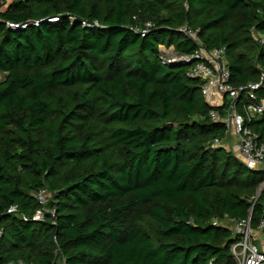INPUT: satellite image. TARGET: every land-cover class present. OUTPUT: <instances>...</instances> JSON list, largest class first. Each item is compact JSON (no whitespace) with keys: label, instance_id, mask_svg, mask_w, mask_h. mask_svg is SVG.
Here are the masks:
<instances>
[{"label":"trees","instance_id":"obj_1","mask_svg":"<svg viewBox=\"0 0 264 264\" xmlns=\"http://www.w3.org/2000/svg\"><path fill=\"white\" fill-rule=\"evenodd\" d=\"M46 16L60 21L5 25ZM183 26L206 49L226 46L231 84L261 81L264 95V43L252 36L264 38V0H18L0 11V264H236L231 229L212 219L252 208L256 226L264 170L211 145L226 128L202 80L160 49L193 52ZM248 126L264 142V118ZM40 188L53 213L35 220Z\"/></svg>","mask_w":264,"mask_h":264},{"label":"built area","instance_id":"obj_2","mask_svg":"<svg viewBox=\"0 0 264 264\" xmlns=\"http://www.w3.org/2000/svg\"><path fill=\"white\" fill-rule=\"evenodd\" d=\"M13 1L18 0H0V11L5 10ZM68 19L72 22L74 17L68 16ZM43 21L58 22L60 19L57 16H46L22 22L6 20L5 25L10 29H25L28 26H38ZM80 23L84 27L99 26L96 19L81 20ZM152 25V22L147 21L139 31L141 34H145ZM179 30L198 44L193 52L167 57L166 49L174 52L173 47L166 48L161 45L160 49L166 55L163 58L166 62L189 64L187 75L202 80L201 95L209 105L215 107L209 112L210 118L215 122H223L226 128L224 136L222 138L215 137L211 141V145L224 147L250 170H264V142H258L257 133L248 126L251 120L264 118V95H258V90L262 87L261 81L246 82L237 86L231 84L226 46L206 49L197 43L196 32L186 26ZM252 36L264 43L261 34L252 31ZM262 192V216L256 226L251 225L252 208L244 218H234L224 214L222 221L216 218L212 219L213 224L223 223L231 229L233 241L230 245V252L236 264H264V182L252 196L253 203ZM34 196L42 207L35 211L33 219H42L45 212L53 213L45 208V203L50 196L46 189L40 188L34 193ZM16 210L15 204L7 208V212ZM52 222L54 223V221Z\"/></svg>","mask_w":264,"mask_h":264},{"label":"rangeland","instance_id":"obj_3","mask_svg":"<svg viewBox=\"0 0 264 264\" xmlns=\"http://www.w3.org/2000/svg\"><path fill=\"white\" fill-rule=\"evenodd\" d=\"M166 53H167V57H172L175 55V53L173 51H171L170 49H166ZM3 78V74L0 73V80Z\"/></svg>","mask_w":264,"mask_h":264},{"label":"water","instance_id":"obj_4","mask_svg":"<svg viewBox=\"0 0 264 264\" xmlns=\"http://www.w3.org/2000/svg\"><path fill=\"white\" fill-rule=\"evenodd\" d=\"M235 101H237V100H235Z\"/></svg>","mask_w":264,"mask_h":264}]
</instances>
